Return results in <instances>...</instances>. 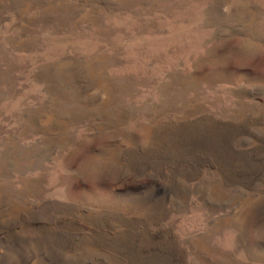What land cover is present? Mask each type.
<instances>
[{"label": "rangeland", "instance_id": "obj_1", "mask_svg": "<svg viewBox=\"0 0 264 264\" xmlns=\"http://www.w3.org/2000/svg\"><path fill=\"white\" fill-rule=\"evenodd\" d=\"M0 264H264V0H0Z\"/></svg>", "mask_w": 264, "mask_h": 264}]
</instances>
